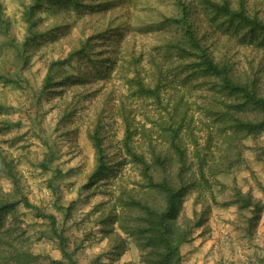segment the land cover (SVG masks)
Here are the masks:
<instances>
[{
    "label": "rangeland",
    "instance_id": "1",
    "mask_svg": "<svg viewBox=\"0 0 264 264\" xmlns=\"http://www.w3.org/2000/svg\"><path fill=\"white\" fill-rule=\"evenodd\" d=\"M30 1L0 0L4 18L10 21L9 35L0 32V44L25 41L23 11ZM84 1L93 6L80 15L72 8L58 16L50 9L38 12V29L44 34L29 49L30 63L20 74L11 44L1 56L0 67L19 76L22 86L0 81V159L12 161L25 195L55 217L54 227L67 239L65 249L77 264H146L138 241L105 219L120 211V197L128 199L144 187L143 163L153 165L161 155L166 171L176 177L180 164L172 139L177 137L186 159L183 177L190 186L180 222L190 219L193 230L181 246L183 264H264V132L255 137L223 130L227 124L214 121L208 112L211 103L216 104L208 86L176 69L182 62L159 50L165 32L148 31L146 25L159 10L171 13V0H166L167 6L162 0ZM98 1L108 5L97 8ZM246 7L264 18V0H246ZM194 11L204 23L202 8ZM119 27L124 28L123 38L109 39ZM214 29L208 26L205 33L216 56L228 53L240 71H249L259 61L264 65L263 53L231 36L233 29L212 34ZM90 36L94 38L83 59L76 56L64 67L77 79L41 93L51 63L64 60ZM105 57L111 60L102 65ZM154 58L163 60L170 80L160 101L134 94L126 78L133 77L137 67L151 81ZM96 127L105 163L115 159L120 166L116 174L92 180L98 164L91 139ZM160 171L153 170L155 175ZM12 189L0 166V196ZM237 191L261 204L251 232L252 213L240 208ZM13 214L39 264H70L49 218L22 203ZM202 216L201 224L194 226ZM9 223L11 216L6 215L3 226Z\"/></svg>",
    "mask_w": 264,
    "mask_h": 264
},
{
    "label": "trees",
    "instance_id": "2",
    "mask_svg": "<svg viewBox=\"0 0 264 264\" xmlns=\"http://www.w3.org/2000/svg\"><path fill=\"white\" fill-rule=\"evenodd\" d=\"M162 1L165 2V6L170 5V2ZM171 4H173L171 13L159 10L157 18H151L146 25L148 31L165 32L159 50L182 62V65L176 69L187 73L188 76L201 79L208 86L216 102L215 105L211 103L212 107L208 109V112L214 121H220L221 125L227 124L222 127L223 130L241 132L247 136L261 135L264 132V65L259 61L257 66L251 65L249 71H240L235 68L228 53L219 56L214 54L215 46L208 43L209 34L205 33V30L208 26L215 27L212 31L214 34L218 29L223 31L233 29L231 36H237L241 42L250 43L264 55V18L257 12L248 11L246 0H199L198 4L194 0H171ZM107 5L108 3L103 1L96 3L97 8ZM88 6L93 5L86 4L84 0H31L23 11L28 32L25 41L15 44L8 39L1 43L0 58L11 44L12 48H15V61L20 74L30 63L29 49L36 43L38 36L44 34L38 29V23L41 20L38 12L50 9L54 15L58 16L61 11L67 12L72 8L80 15ZM197 6H200L205 13L204 23L199 13L196 14L194 11ZM4 17L0 3V32L9 35L10 21ZM58 27L62 29L64 25H57ZM123 29L119 27L117 34L111 35L109 39L117 35L122 37ZM93 38L90 36L86 41L80 42L79 47L69 52L64 60L51 63L43 79L41 93L77 79L73 72H64V67L69 65L76 56H79V61L82 60ZM110 60V57H105L101 63L104 65ZM163 63V60L152 59L155 74L151 76V81L141 76L136 70L137 67L133 77H126L129 87L134 88V94L160 101L163 89L167 88V83L170 81L168 75L164 73ZM92 75L93 73L88 74L85 79ZM0 81L22 86L20 77L6 71L3 67H0ZM179 104L177 102L175 106L178 107ZM221 104L224 110L220 108ZM3 107L4 105L0 103V112ZM98 129L99 127H96L91 135L98 162L91 176L92 180L108 178L116 174L120 166V162L115 159L109 161V164L105 163L104 148ZM173 132L176 133L177 129ZM172 146L180 164L176 177L166 171V161L161 155L154 158L153 165L143 163L141 171L145 181L144 187L128 195V199L122 200L120 197V211L110 213L105 219V223L118 224L119 229L138 241L144 251L143 260L146 264H183L181 246L190 240L193 233L192 226H189L190 219L186 218L184 224L180 222V218L183 217V200L190 189L183 177L186 167L185 153L177 137L172 139ZM133 156L136 155L133 154ZM138 159L142 160L140 157ZM0 166L13 186L11 192L0 196V264H39L38 257L28 247V239L24 237V231L20 229L19 221L13 214L15 207L21 203L26 208L34 210L37 215L51 220L54 233L63 243L61 250L64 257L70 261V264H77L72 254L65 249L67 239L54 227L55 217L43 213L25 195L12 161L2 157ZM155 167L161 168L159 175L153 172ZM155 196H160L161 199L158 200ZM235 196L236 200L241 202L240 208L249 209L252 213L248 219V231L251 232L260 218L261 204L249 193L237 191ZM6 215L11 216V223L3 226ZM202 221L203 216L194 222V226L200 225ZM54 262L63 264L62 261Z\"/></svg>",
    "mask_w": 264,
    "mask_h": 264
}]
</instances>
